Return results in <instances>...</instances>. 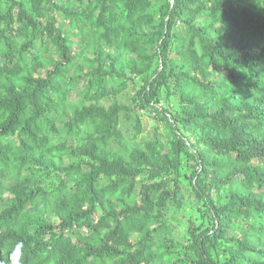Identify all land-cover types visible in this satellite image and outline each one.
Wrapping results in <instances>:
<instances>
[{"label":"trees","instance_id":"16d2710c","mask_svg":"<svg viewBox=\"0 0 264 264\" xmlns=\"http://www.w3.org/2000/svg\"><path fill=\"white\" fill-rule=\"evenodd\" d=\"M184 157L212 222L181 257ZM263 189L264 0H0V264H264Z\"/></svg>","mask_w":264,"mask_h":264},{"label":"rangeland","instance_id":"374dc122","mask_svg":"<svg viewBox=\"0 0 264 264\" xmlns=\"http://www.w3.org/2000/svg\"><path fill=\"white\" fill-rule=\"evenodd\" d=\"M57 2V0H55ZM204 20L200 18L197 22H203ZM176 30H179V26L175 27ZM72 34L69 35V38ZM72 40V39H71ZM70 40V41H71ZM141 79L137 78L134 82H131L128 88L118 95L115 100L118 102L130 104L134 111L131 114V117L128 118L125 115L120 116V123L124 128H130L129 131H124L123 140L127 141L129 145L131 142V136L133 133V126L136 121L137 115H140L143 130L138 139L134 141L140 146H143L146 141L152 140L154 138V134L157 132L158 134L163 133V123L159 116L155 114V112L149 107H141L140 104L132 101L133 97L136 93L137 88L140 86ZM114 98H110L109 100H105L102 103L105 105L110 104ZM158 108H173L176 106L175 99L172 97L169 100L165 99V96L161 97L157 102ZM182 131L188 136L190 141H195V135L190 133L189 131L182 129ZM72 161L68 159V162ZM194 166V162L192 160L183 158V166H182V174L181 182H182V200L180 203H170L167 207V220L172 225V231H170L169 236L160 237L159 242L164 243L165 245L172 244L178 246L179 255L185 256L186 251L185 247L188 244V232L187 228L189 223H192L194 227L198 231L203 230L207 226H211L212 219L208 210L202 201H198L195 197L194 192L191 189L190 178L189 175ZM43 179V184L45 187H51L58 181V178L51 176L45 177L41 176ZM13 180L12 178H10ZM9 179V180H10ZM264 192V189H263ZM222 194V193H221ZM212 198L215 203H219L220 194L216 191L211 192ZM233 234V231H229V235Z\"/></svg>","mask_w":264,"mask_h":264}]
</instances>
